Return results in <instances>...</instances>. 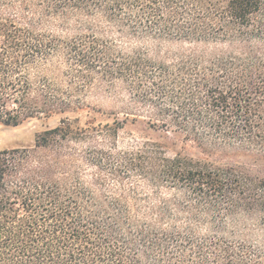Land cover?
<instances>
[{"label":"trees","instance_id":"16d2710c","mask_svg":"<svg viewBox=\"0 0 264 264\" xmlns=\"http://www.w3.org/2000/svg\"><path fill=\"white\" fill-rule=\"evenodd\" d=\"M54 118L0 151V264H264V0H0V122Z\"/></svg>","mask_w":264,"mask_h":264},{"label":"rangeland","instance_id":"374dc122","mask_svg":"<svg viewBox=\"0 0 264 264\" xmlns=\"http://www.w3.org/2000/svg\"><path fill=\"white\" fill-rule=\"evenodd\" d=\"M63 36V35H61ZM159 50L163 53L166 51H176L182 46L179 43H158L156 44ZM82 99L91 109H85L76 114L79 117V125L84 126L88 121H112L113 113H119L122 109V104L117 102V99L101 92L91 91ZM101 110L106 113L105 116L94 112ZM108 114V115H107ZM122 123V129L118 132V141L120 145H134L135 143H143L146 141H156L167 146L169 153L178 151L182 145L181 136L171 130L163 131L159 129H151L146 124V119L137 117H126L119 114L116 116ZM58 123V118L49 121L28 120L18 126H6L0 122V151L17 149V148H32L37 134L54 128ZM187 153L190 155H198V152L187 146Z\"/></svg>","mask_w":264,"mask_h":264}]
</instances>
